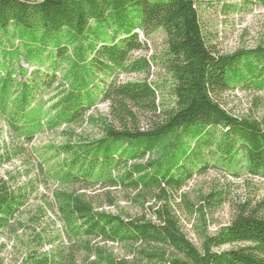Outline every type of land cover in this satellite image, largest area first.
<instances>
[{
    "label": "trees",
    "instance_id": "16d2710c",
    "mask_svg": "<svg viewBox=\"0 0 264 264\" xmlns=\"http://www.w3.org/2000/svg\"><path fill=\"white\" fill-rule=\"evenodd\" d=\"M155 33L162 52L137 55ZM236 89L264 92V42L215 52L195 0H0V264H264V195L183 190L210 169L264 181V109L233 114Z\"/></svg>",
    "mask_w": 264,
    "mask_h": 264
},
{
    "label": "rangeland",
    "instance_id": "374dc122",
    "mask_svg": "<svg viewBox=\"0 0 264 264\" xmlns=\"http://www.w3.org/2000/svg\"><path fill=\"white\" fill-rule=\"evenodd\" d=\"M195 3L204 39L207 45L215 52L228 54L238 49L254 48L258 43L264 42V8L254 4V0H195ZM144 40L147 43L148 49L137 55L150 57L162 52L164 48V37L162 34L155 33L150 39ZM21 65L27 67L24 63H21ZM139 78L142 77H121L123 80H135ZM148 81L158 83L160 86L162 85L159 97L165 100L168 99L169 84L167 76L160 67H152ZM256 97L261 100L260 107L258 108L254 105V98ZM221 101L226 109L237 116L256 112L260 113L264 109V92L252 93V91L236 89L223 94ZM93 112L105 114L107 107L105 104H99ZM84 129L93 134L91 128ZM60 131L43 132L36 136L32 145L42 147L49 143H58L62 140L59 134ZM2 139L7 140V136L5 128L0 127V141ZM19 167H21L19 162L14 161L12 164L6 165L1 173L6 169L13 170L19 169ZM245 180L234 179L228 174L210 169L205 173L195 174L183 190L190 197H194L196 194L206 192L212 187H221L227 184L229 185L228 192L231 201H236L247 195H253V193H256L257 196L264 195V181L250 178L248 181ZM39 192H42V188H40ZM35 199H31V203L34 201L37 203ZM230 216L231 206L227 203L214 213L208 225V232L211 234L216 233L220 227L229 222ZM182 224L187 238L194 245L199 246V238L191 224H187L184 218H182ZM56 228L58 229V225Z\"/></svg>",
    "mask_w": 264,
    "mask_h": 264
}]
</instances>
